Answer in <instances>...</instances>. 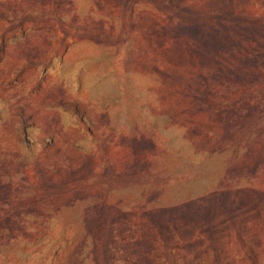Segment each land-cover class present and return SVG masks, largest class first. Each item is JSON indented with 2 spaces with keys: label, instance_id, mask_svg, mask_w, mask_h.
<instances>
[{
  "label": "rangeland",
  "instance_id": "374dc122",
  "mask_svg": "<svg viewBox=\"0 0 264 264\" xmlns=\"http://www.w3.org/2000/svg\"><path fill=\"white\" fill-rule=\"evenodd\" d=\"M0 264H264V0H0Z\"/></svg>",
  "mask_w": 264,
  "mask_h": 264
}]
</instances>
